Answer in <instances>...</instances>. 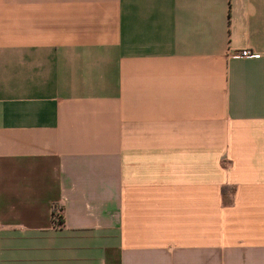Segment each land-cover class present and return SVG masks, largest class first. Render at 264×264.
Listing matches in <instances>:
<instances>
[{
  "label": "crops",
  "instance_id": "0c3cea01",
  "mask_svg": "<svg viewBox=\"0 0 264 264\" xmlns=\"http://www.w3.org/2000/svg\"><path fill=\"white\" fill-rule=\"evenodd\" d=\"M0 264H264V0H0Z\"/></svg>",
  "mask_w": 264,
  "mask_h": 264
},
{
  "label": "built area",
  "instance_id": "2783aa9c",
  "mask_svg": "<svg viewBox=\"0 0 264 264\" xmlns=\"http://www.w3.org/2000/svg\"><path fill=\"white\" fill-rule=\"evenodd\" d=\"M239 54L241 56H245V57H249V56H256L257 54L255 52H253L251 49L249 48H242L239 50Z\"/></svg>",
  "mask_w": 264,
  "mask_h": 264
},
{
  "label": "trees",
  "instance_id": "16d2710c",
  "mask_svg": "<svg viewBox=\"0 0 264 264\" xmlns=\"http://www.w3.org/2000/svg\"><path fill=\"white\" fill-rule=\"evenodd\" d=\"M55 210H56V214H57V218H58V220H61V222H62V214H61V212H60V208H55Z\"/></svg>",
  "mask_w": 264,
  "mask_h": 264
}]
</instances>
